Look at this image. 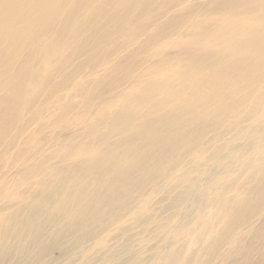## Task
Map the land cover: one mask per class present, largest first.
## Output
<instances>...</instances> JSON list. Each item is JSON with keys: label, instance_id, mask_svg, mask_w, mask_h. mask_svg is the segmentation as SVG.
Returning <instances> with one entry per match:
<instances>
[{"label": "bare ground", "instance_id": "1", "mask_svg": "<svg viewBox=\"0 0 264 264\" xmlns=\"http://www.w3.org/2000/svg\"><path fill=\"white\" fill-rule=\"evenodd\" d=\"M158 192L160 264L264 243V0H0V263L154 225Z\"/></svg>", "mask_w": 264, "mask_h": 264}, {"label": "rangeland", "instance_id": "2", "mask_svg": "<svg viewBox=\"0 0 264 264\" xmlns=\"http://www.w3.org/2000/svg\"><path fill=\"white\" fill-rule=\"evenodd\" d=\"M212 194L213 193H210L209 196H212ZM154 197L156 201L153 199L149 203L148 209L149 213L152 212V210H158L156 213V216H158L156 218V221H158L156 222L157 225L154 224L140 228L133 227L129 229L124 236L121 235L119 230H112L108 234V237L110 236L109 238L104 235V237L94 246L85 249V252H83V250L79 251L78 254H75L72 257H66L62 255L60 252L61 245L58 243H54L42 257V259L33 258L32 260H27L25 264H136L137 262L138 264H160V261L164 257V254L171 247L176 246L175 239L178 235V232L180 231L181 223L183 222V220L187 219V215H180L181 210H179V212L177 209L169 207L171 197L166 195L164 192H158ZM160 212L162 214H160ZM171 214L175 215L176 218L167 225V227L171 225V227L169 228L170 230H167V227L165 229L163 227H159V225L162 224L163 221H165V218ZM122 224L128 225V221L124 220ZM146 229H148V231ZM47 232L48 235L51 234L50 229H46V233ZM133 235H136L135 237H133L134 240H129L128 242L127 237H131ZM65 237L67 239L70 238L69 236ZM48 239L49 237L44 241H47ZM244 239L242 243L245 245L244 249L242 245L237 246L236 243L230 242L223 249L224 253L226 254H219L215 258L214 264H264V257H262V252L264 251V243L254 241L253 244L254 239L251 240V237L249 238V233L247 232L244 233ZM248 245L257 246L256 252L252 254L248 253L246 248ZM126 248H131L133 252L130 253L126 250ZM33 250H35V246H30V251ZM93 250H97V253L95 257L93 256V258L88 260ZM144 256L147 259H145ZM22 258H26V256H22ZM0 264L16 263L3 261Z\"/></svg>", "mask_w": 264, "mask_h": 264}]
</instances>
